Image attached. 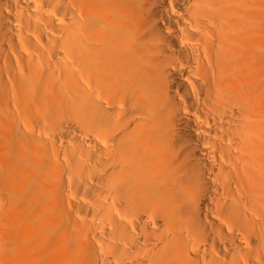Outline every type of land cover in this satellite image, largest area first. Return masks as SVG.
<instances>
[{
    "label": "bare ground",
    "instance_id": "bare-ground-1",
    "mask_svg": "<svg viewBox=\"0 0 264 264\" xmlns=\"http://www.w3.org/2000/svg\"><path fill=\"white\" fill-rule=\"evenodd\" d=\"M0 264H264V0H0Z\"/></svg>",
    "mask_w": 264,
    "mask_h": 264
}]
</instances>
